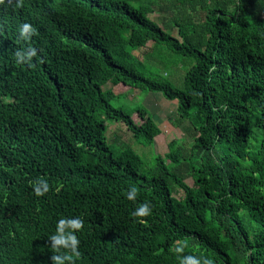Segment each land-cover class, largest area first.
Returning <instances> with one entry per match:
<instances>
[{
    "label": "trees",
    "instance_id": "1",
    "mask_svg": "<svg viewBox=\"0 0 264 264\" xmlns=\"http://www.w3.org/2000/svg\"><path fill=\"white\" fill-rule=\"evenodd\" d=\"M136 2L0 3V264H52L48 239L68 216L85 221L75 264H179L178 246L213 264H264V0ZM25 22L37 29L28 41ZM29 46L37 57L16 64ZM146 47L187 66L181 88L135 54ZM120 84L176 101L192 141L171 140L151 166L113 148L108 119L144 145L161 134L146 106L111 103ZM144 202L141 223L130 213Z\"/></svg>",
    "mask_w": 264,
    "mask_h": 264
},
{
    "label": "rangeland",
    "instance_id": "2",
    "mask_svg": "<svg viewBox=\"0 0 264 264\" xmlns=\"http://www.w3.org/2000/svg\"><path fill=\"white\" fill-rule=\"evenodd\" d=\"M133 4H137L136 0H128ZM154 13L151 18L156 22L162 24L171 34L177 36L176 29L168 24L162 12L154 7ZM152 46V45H151ZM164 51L159 50L152 51L151 47L141 48L135 51V54L143 59L146 64L153 65L158 69L162 70V73L167 76L173 84L177 87H182L184 84V76L186 73L187 66L182 64H173L172 61L176 58L175 55L170 53L165 47L162 48ZM120 84L118 90L123 94L121 98H114L111 100L113 105H126L130 108L138 105L146 106L154 115L158 126L161 129V134L155 138L152 145H144L136 139L130 131L126 129V126L118 121L108 119V143L113 148H119L121 143L132 146L144 159L146 166H151L152 158L156 154H165L168 151V144L171 140L176 139L180 145L187 146L192 141V134L190 132L189 122H180L177 118L176 101H169L165 99L160 93L146 92L140 89L127 87ZM189 180V183H192Z\"/></svg>",
    "mask_w": 264,
    "mask_h": 264
},
{
    "label": "clouds",
    "instance_id": "3",
    "mask_svg": "<svg viewBox=\"0 0 264 264\" xmlns=\"http://www.w3.org/2000/svg\"><path fill=\"white\" fill-rule=\"evenodd\" d=\"M4 0H0L3 3ZM18 6L22 5V0H17ZM19 38L25 41L31 40L36 34L37 29L31 23H22L18 29ZM38 51L35 47L29 46L25 49H18L14 53L16 64H30L34 57H37ZM33 190L37 197H43L50 191V183L48 179L40 177L33 182ZM138 190L135 186L130 187L127 191L126 199L133 201L137 200ZM152 205L149 202L138 204L130 215L139 222L143 223V218L152 215ZM85 221L82 217L68 216L61 217L56 221L55 232L49 237L50 247L53 250L51 257L52 264H75L76 258H79L80 243L77 232L84 228ZM178 254L177 259L179 264H213L211 259L198 255H183L184 247L178 246L175 249Z\"/></svg>",
    "mask_w": 264,
    "mask_h": 264
},
{
    "label": "bare ground",
    "instance_id": "4",
    "mask_svg": "<svg viewBox=\"0 0 264 264\" xmlns=\"http://www.w3.org/2000/svg\"><path fill=\"white\" fill-rule=\"evenodd\" d=\"M42 3V2H41ZM43 4V3H42ZM63 5V4H62ZM40 9V8H39ZM44 16V15H43ZM42 16V17H43ZM64 18V17H63ZM61 20V19H60ZM53 21V20H52ZM54 21H55V19H54ZM73 21V20H72ZM69 25V24H68ZM64 26V25H63ZM66 26V25H65ZM53 29V28H52ZM63 31V30H62ZM60 32V31H59ZM93 32V31H92ZM67 33V32H66ZM86 36V35H85ZM56 39V38H55ZM80 39V38H79ZM84 39V38H83ZM53 42V41H52ZM59 45V44H58ZM57 49V48H56ZM81 50V49H80ZM37 87V86H36ZM34 92V91H33ZM195 146V145H194Z\"/></svg>",
    "mask_w": 264,
    "mask_h": 264
}]
</instances>
